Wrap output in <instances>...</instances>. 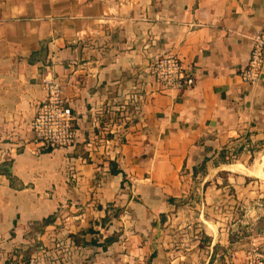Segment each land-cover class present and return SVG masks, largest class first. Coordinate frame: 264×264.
Wrapping results in <instances>:
<instances>
[{
    "label": "crops",
    "instance_id": "1",
    "mask_svg": "<svg viewBox=\"0 0 264 264\" xmlns=\"http://www.w3.org/2000/svg\"><path fill=\"white\" fill-rule=\"evenodd\" d=\"M262 27L264 0H0V264L28 248L30 264H240L264 251V73L239 76ZM167 52L192 87L146 84ZM45 74L62 82L72 147L34 141Z\"/></svg>",
    "mask_w": 264,
    "mask_h": 264
},
{
    "label": "built area",
    "instance_id": "2",
    "mask_svg": "<svg viewBox=\"0 0 264 264\" xmlns=\"http://www.w3.org/2000/svg\"><path fill=\"white\" fill-rule=\"evenodd\" d=\"M264 73V27L250 36V51L245 67L240 69L239 76L245 83H256ZM146 84L154 86L155 91L168 92L177 90L182 92L195 83L191 71L186 70L181 60L174 53L167 52L153 58L144 73ZM44 97L37 103L31 129L34 141L45 149H65L72 147L77 141V129L74 116L63 93L62 82L52 75L45 74L41 78ZM135 93L119 109L115 118V133L129 125L138 111L139 97ZM114 120V119H113ZM97 122L94 119L93 123ZM95 135L88 139V150H93ZM106 145L111 140L102 139ZM73 180V179H72ZM142 264V263H125ZM240 264H264V251L256 246Z\"/></svg>",
    "mask_w": 264,
    "mask_h": 264
},
{
    "label": "trees",
    "instance_id": "3",
    "mask_svg": "<svg viewBox=\"0 0 264 264\" xmlns=\"http://www.w3.org/2000/svg\"><path fill=\"white\" fill-rule=\"evenodd\" d=\"M242 150V146L241 147H238L237 149L234 150L233 154L236 156L240 151ZM226 149L220 151V156L223 157V160H226L224 158L225 154H226ZM206 158L197 166V168L195 167L193 169V176L195 175L196 172L200 171L201 173L205 171V167H206ZM109 164L110 166L112 167L111 168V171L114 173V172H117L115 168V161H109ZM52 221V218L50 219H45L41 222L42 225H46L48 224L49 222ZM113 239H107V242H110L112 241ZM33 252V250L31 251L30 248L28 249H25L24 251H17L14 253V255L16 256V258L14 259L13 262H11L10 260H6L4 262V264H30V261H31V253ZM18 257L20 259H18Z\"/></svg>",
    "mask_w": 264,
    "mask_h": 264
},
{
    "label": "rangeland",
    "instance_id": "4",
    "mask_svg": "<svg viewBox=\"0 0 264 264\" xmlns=\"http://www.w3.org/2000/svg\"><path fill=\"white\" fill-rule=\"evenodd\" d=\"M247 240H248V239H247ZM15 258H16L15 255H10V256L7 258V260H10L11 262H13ZM18 259H20V258L18 257ZM20 264H21V263H20Z\"/></svg>",
    "mask_w": 264,
    "mask_h": 264
},
{
    "label": "bare ground",
    "instance_id": "5",
    "mask_svg": "<svg viewBox=\"0 0 264 264\" xmlns=\"http://www.w3.org/2000/svg\"><path fill=\"white\" fill-rule=\"evenodd\" d=\"M256 167V166H255ZM258 170V169H257ZM261 170V169H260ZM255 171V170H254ZM262 171V170H261ZM261 171H259V172H261ZM257 173H258V171H257ZM262 173V172H261ZM264 177V176H263Z\"/></svg>",
    "mask_w": 264,
    "mask_h": 264
}]
</instances>
